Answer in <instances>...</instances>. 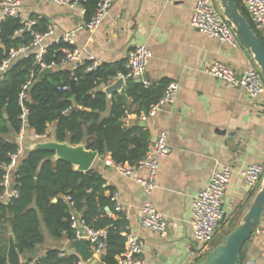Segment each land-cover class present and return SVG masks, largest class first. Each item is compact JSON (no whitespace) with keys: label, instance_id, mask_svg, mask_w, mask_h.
I'll list each match as a JSON object with an SVG mask.
<instances>
[{"label":"crops","instance_id":"0c3cea01","mask_svg":"<svg viewBox=\"0 0 264 264\" xmlns=\"http://www.w3.org/2000/svg\"><path fill=\"white\" fill-rule=\"evenodd\" d=\"M19 1L25 16L35 21V17L44 19L53 28L54 36L49 43L74 32V49L106 65H126L131 50L147 46L153 57L142 84L146 87L164 81L181 84L175 106L144 121L151 141L162 130L169 132L172 152L162 161L150 201L177 227L170 226L166 235L141 228L140 209L146 200L143 187L135 179L106 167L103 159L111 158L109 155L99 158L93 169L120 194L124 211L130 215V228L145 243L146 264H200L211 249L201 253L194 239L193 198L217 171L230 166L233 178L227 188L225 210L231 216L242 210L243 220L259 190L250 191L240 173L250 164L264 165V97L250 99L243 89L226 85L206 75L204 70L221 62L243 74L256 69L252 56L241 45L234 48L192 28L191 17L197 0H115L110 14L95 30L89 28L84 4L71 7L48 0ZM109 101L104 116L111 112L112 100ZM129 102L131 105L132 100ZM142 116L129 114L127 125L140 124ZM53 130L52 126L49 133ZM29 132L26 136L34 137ZM16 141L20 144L24 140L18 136ZM146 175V170L138 171L139 178ZM263 225L264 216L260 227ZM44 234L46 243L38 248V257H44L48 249L54 248L76 255L80 264H106L103 257L84 263L79 252L71 247L73 241H56ZM248 263L264 264V234L259 229L245 248L242 264Z\"/></svg>","mask_w":264,"mask_h":264},{"label":"trees","instance_id":"16d2710c","mask_svg":"<svg viewBox=\"0 0 264 264\" xmlns=\"http://www.w3.org/2000/svg\"><path fill=\"white\" fill-rule=\"evenodd\" d=\"M99 1L84 3L88 22L95 14ZM235 1L249 21L243 1ZM35 19L37 23L32 30L21 35H17L23 29L18 19L8 18L0 22V64L13 52L29 46L35 33L47 31L46 20ZM254 32L264 46L262 35ZM68 47L74 49L64 42L52 44L43 63L47 66L53 63L60 65L65 58L63 49ZM91 64L87 61L77 69L58 67L39 80L42 64L34 56H29L20 59L0 82V196L5 192L2 186L5 165L9 163V155L20 148L15 140L24 126L34 136L54 137L71 145L84 142L88 150L97 151L100 158L109 155L117 165L136 167L146 156L151 142L150 132L139 123L128 126L126 119L129 114L138 117L147 114L169 84L164 81L158 86L146 87L131 81L123 93L114 95L111 112L104 116L110 101L102 88L115 82L121 73H126V65L100 64L96 70L88 71ZM72 81L76 83L75 94L71 92ZM22 93L26 95L23 104L20 100ZM23 106L30 112L26 122L22 120ZM52 126L54 130L51 134L49 130ZM13 134L16 137H12ZM53 156L49 152L31 153L21 158L12 174V185L18 191V197L0 201V264H7L10 232L14 234L21 255L31 254L46 243L42 225L54 240L74 241L75 233L71 228L74 210L91 227L108 230L103 258L106 264H117V258L125 252L126 239L122 233L129 222L120 214L114 218L105 212L109 208L115 213L112 194L116 190L107 185L97 170L80 173L67 162H54ZM247 244L241 253L240 264L244 260ZM22 264H80V259L60 249L50 248L43 258L27 259Z\"/></svg>","mask_w":264,"mask_h":264},{"label":"built area","instance_id":"2783aa9c","mask_svg":"<svg viewBox=\"0 0 264 264\" xmlns=\"http://www.w3.org/2000/svg\"><path fill=\"white\" fill-rule=\"evenodd\" d=\"M48 1L57 5L76 7L84 4L88 0ZM242 1L253 30L264 32V0ZM114 2L115 0L99 1L95 14L89 23L90 29H98L103 24L110 14ZM219 8L215 0H197L191 17V26L195 31L203 33L209 38L217 39L237 48L240 46V42L233 28L224 17L221 8ZM8 18L18 19L23 25V29L18 31L17 35L32 30L37 23L34 19L22 13L19 0H2V2H0V22L6 21ZM53 36V28L48 26L45 33L34 34V41L29 46L22 47L13 52L8 59L0 64V82L4 80L5 75L20 59L29 56H34L37 62L42 64L43 70L50 69L51 71L58 67L77 69L83 66L87 61L92 63L88 71H94L101 64L93 56L86 57L84 56V52L68 47L63 49L65 58L60 65L53 63L47 66L43 63V59L48 48L52 45L48 40ZM74 37L75 33L71 32L61 39H57L54 43L59 44L64 42L72 46L74 44ZM152 57V51L147 46H139L131 50L127 56L126 73H121L118 78H123L126 84L130 81L143 79ZM204 72L206 75L216 78L226 85L243 89L250 99L259 100L264 97V77L258 69H249L245 73L239 74L235 69L226 64L215 62L207 67ZM65 90H70V88H65ZM180 91L181 84L178 81L171 82L167 86L161 99L151 106L147 114L142 116V120L145 121L148 118H155L166 108L175 106ZM25 99L26 95L22 93L20 96L22 104ZM29 113V109L23 106L22 120L24 122H26ZM24 131L25 126L22 132ZM34 137L36 140L48 139L47 137L41 136ZM19 145L20 148L15 153L9 155V163L5 165L6 175L2 184V186L5 187V192L0 196V201H10L18 197V191H16L12 185V174L17 168L24 153L21 143ZM171 152L172 147L169 143V132L164 129L154 141L150 142L146 156L136 167L117 165L111 158L103 159L106 167L116 170L122 176L135 179L143 187L146 200L140 209V226L145 230L160 235H166L170 226H178L177 224L170 223L169 219L156 209L150 201L151 194L157 186L158 173L162 161L167 158ZM139 170H146L147 175L145 178L138 177ZM240 174L250 191H260L264 180L263 164H250L243 169ZM232 178L233 169L230 166L222 167L211 177L200 193L193 198V236L195 241L200 245L201 253L209 249V245L214 240L221 224L232 218L231 214L225 210L226 192ZM112 199L115 202V213L109 208H106L105 212L114 218H118L117 214H120L129 222L130 215L124 211L123 205L120 202V194L117 191L112 194ZM68 201H70L69 198ZM71 221V228L75 233L74 241H86L94 257H103L107 248L109 237L108 230L91 227L82 218V215L75 210L72 212ZM258 229L259 233L264 234V225L257 228L256 231H258ZM122 236L126 239L125 252L117 258V264H146L144 241L132 231L130 226L123 231Z\"/></svg>","mask_w":264,"mask_h":264},{"label":"water","instance_id":"95a60500","mask_svg":"<svg viewBox=\"0 0 264 264\" xmlns=\"http://www.w3.org/2000/svg\"><path fill=\"white\" fill-rule=\"evenodd\" d=\"M215 2L221 8L224 17L233 28L240 45L252 56V59L264 77V46L247 18L241 13L236 1L215 0ZM51 73L52 71L50 69L43 70L39 76V80H42ZM145 78L146 76L143 79L136 80V83H144ZM125 88L126 82L124 79L118 78L102 90L108 96L109 100H112L115 94L123 93ZM71 92L73 94L76 93L75 81L71 83ZM139 125L144 128L146 123L141 121ZM13 137H16V135L13 134ZM21 146L24 151L23 157L34 152L53 153L52 160L54 162H67L80 173H89L100 158L99 153L88 150L84 142L79 145H71L68 141L59 142L54 137L46 140H24L21 142ZM263 216L264 180L260 191L256 195L249 212L245 215L241 224L228 235L224 243L214 248L200 264H240L241 253L261 224ZM8 242L7 264H22L27 259L37 258L39 256L40 249L28 255H21L17 249L15 237L12 232L8 234ZM71 247L79 252L84 263H92L94 261V256L86 241H73Z\"/></svg>","mask_w":264,"mask_h":264},{"label":"rangeland","instance_id":"374dc122","mask_svg":"<svg viewBox=\"0 0 264 264\" xmlns=\"http://www.w3.org/2000/svg\"><path fill=\"white\" fill-rule=\"evenodd\" d=\"M218 8H219V6H218ZM259 33L261 35H263L264 32H259ZM256 69L260 70L257 65H256ZM27 133H30L29 130L28 131L26 130L25 132H22L19 136H21L23 138V140H36L35 137H31V135L29 137L26 136ZM243 214H244V212L242 210L241 211L237 210L232 215V218L229 221H226L225 223L221 224V226H220V228H219L214 240L209 245V248L211 250H209L208 252H206L204 254V256L201 259V262L209 255V253L214 248L219 246L221 242L224 243L226 241V238L228 237V235L241 224V220H242L241 218H242ZM42 230H43V232H45L47 234V237H50L49 233L46 232V229H45L44 225H42Z\"/></svg>","mask_w":264,"mask_h":264}]
</instances>
